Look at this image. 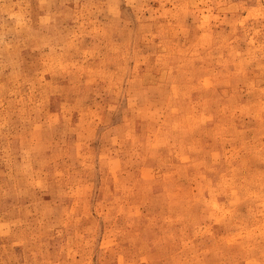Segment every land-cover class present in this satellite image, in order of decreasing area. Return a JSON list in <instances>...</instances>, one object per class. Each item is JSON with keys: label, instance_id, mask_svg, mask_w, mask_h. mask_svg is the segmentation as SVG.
Returning <instances> with one entry per match:
<instances>
[{"label": "rangeland", "instance_id": "obj_1", "mask_svg": "<svg viewBox=\"0 0 264 264\" xmlns=\"http://www.w3.org/2000/svg\"><path fill=\"white\" fill-rule=\"evenodd\" d=\"M0 264H264V0H0Z\"/></svg>", "mask_w": 264, "mask_h": 264}]
</instances>
